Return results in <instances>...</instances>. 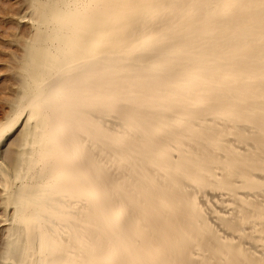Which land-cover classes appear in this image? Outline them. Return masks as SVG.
Listing matches in <instances>:
<instances>
[{
  "label": "bare ground",
  "instance_id": "bare-ground-1",
  "mask_svg": "<svg viewBox=\"0 0 264 264\" xmlns=\"http://www.w3.org/2000/svg\"><path fill=\"white\" fill-rule=\"evenodd\" d=\"M25 4L0 264H264V0Z\"/></svg>",
  "mask_w": 264,
  "mask_h": 264
},
{
  "label": "rangeland",
  "instance_id": "rangeland-1",
  "mask_svg": "<svg viewBox=\"0 0 264 264\" xmlns=\"http://www.w3.org/2000/svg\"><path fill=\"white\" fill-rule=\"evenodd\" d=\"M15 9H17V10L15 11ZM26 9H27V7L25 4V0H0V10H4L3 13H0V32H1L0 33V85L5 84L6 88L12 87L11 88L12 91L9 90L10 88L7 89V91L9 90L8 94H5L6 89H5L4 94H2L4 91L2 93H0V123L3 122L4 120L6 121L9 118V116L11 115L9 108L10 109L12 108V103L15 100L14 98L16 97L17 93H14V92L17 91V81H18L17 79H19V77H16L15 74L13 77V73H17V75H19V72L21 69L20 63H21V59L23 57L22 54L24 55V53H23L24 52V46H25L27 37H29L30 33H31L30 26L26 22V20L24 19L27 15ZM5 10H7V11H5ZM9 10H12L13 12L9 11ZM4 32H6V33H4ZM28 34H29V36H28ZM22 43H24V45ZM19 59H20V61H19ZM15 66H18L17 69H15L16 68ZM10 77L13 78L14 81H15V79L17 81L12 82L11 81L12 79L8 80V78H10ZM10 83L11 84L16 83V85L12 84L13 86H9ZM3 85L0 86V89L2 88L1 90H4ZM12 93H14V94L11 96L10 94H12ZM7 113H9V114H7ZM1 119H3V120L1 121ZM10 135L11 136L7 137V139L5 141V147H4V149L2 151V155H1V158H3L2 162H4L7 165V167L9 165H11V162L9 160H11V158L14 156L13 149H15V145H13L12 143H13V141H15L17 139L16 137H18L19 131L15 132V133L12 132ZM8 163H10V164H8ZM8 168H10V166ZM0 210H1L0 211V222H1L3 219V216L5 217L8 214L3 209L0 208ZM4 236L5 235L3 232V228H2V225L0 224V250L2 247L1 245L3 244V241H4Z\"/></svg>",
  "mask_w": 264,
  "mask_h": 264
}]
</instances>
